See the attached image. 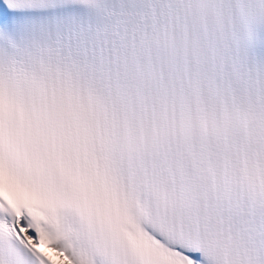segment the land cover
<instances>
[{
	"label": "snow or ice",
	"instance_id": "snow-or-ice-1",
	"mask_svg": "<svg viewBox=\"0 0 264 264\" xmlns=\"http://www.w3.org/2000/svg\"><path fill=\"white\" fill-rule=\"evenodd\" d=\"M0 264H264V0H0Z\"/></svg>",
	"mask_w": 264,
	"mask_h": 264
}]
</instances>
